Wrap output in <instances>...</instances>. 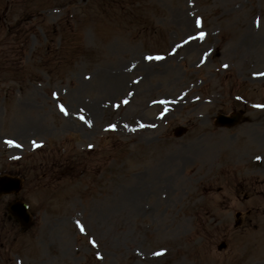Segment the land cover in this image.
I'll return each instance as SVG.
<instances>
[{"label":"rangeland","instance_id":"rangeland-1","mask_svg":"<svg viewBox=\"0 0 264 264\" xmlns=\"http://www.w3.org/2000/svg\"><path fill=\"white\" fill-rule=\"evenodd\" d=\"M261 74L264 0H0V264H264Z\"/></svg>","mask_w":264,"mask_h":264},{"label":"water","instance_id":"water-1","mask_svg":"<svg viewBox=\"0 0 264 264\" xmlns=\"http://www.w3.org/2000/svg\"><path fill=\"white\" fill-rule=\"evenodd\" d=\"M239 116H234V117H227L220 115L218 117L219 123L221 124H228L232 125L234 122L238 120ZM185 131L184 128H178L176 134L181 135ZM21 185L19 180L17 179H11L9 177H2L0 179V192H9L12 190L19 191ZM14 208V212L19 215L20 219L23 221V223L27 226L29 224L30 217L28 213L24 210L25 206L21 203L16 204L15 206H12V210ZM225 246V244L221 245V247Z\"/></svg>","mask_w":264,"mask_h":264},{"label":"snow or ice","instance_id":"snow-or-ice-1","mask_svg":"<svg viewBox=\"0 0 264 264\" xmlns=\"http://www.w3.org/2000/svg\"><path fill=\"white\" fill-rule=\"evenodd\" d=\"M197 24L199 25L200 24V22L199 21H197ZM203 33L201 34V37H203ZM149 59H152L151 57H149ZM157 59H159V57H157ZM261 75H264V74H261ZM61 110L62 111H66L64 108H63V106H61ZM9 143H12V141H9ZM81 230L83 231V227H81Z\"/></svg>","mask_w":264,"mask_h":264}]
</instances>
